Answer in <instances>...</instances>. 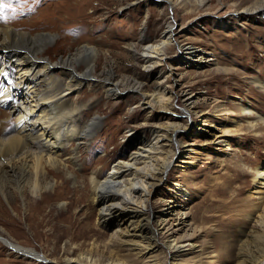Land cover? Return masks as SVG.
<instances>
[{
  "label": "bare ground",
  "instance_id": "6f19581e",
  "mask_svg": "<svg viewBox=\"0 0 264 264\" xmlns=\"http://www.w3.org/2000/svg\"><path fill=\"white\" fill-rule=\"evenodd\" d=\"M156 1L158 6L168 5L171 10L181 7L189 13L190 4L203 5L207 0ZM233 11L236 14L264 15V0L235 3ZM225 23L220 19L218 24L222 26ZM144 30L142 27L137 36L138 47L131 43V49L147 69L161 65L157 71L159 81L150 93L142 91L140 75L135 77L132 84L124 87L120 86V81L112 80L113 69L106 68L107 75L98 77L95 74L97 49L89 43L52 59L45 55V50L56 38V33H31L0 24V51L8 57L9 62L0 64V194L16 216L18 204L14 202L12 205V202L20 200V208L23 204L25 209L27 187L37 199L57 200L60 209L49 229L65 228L66 234L63 242L48 255L44 250L20 244L0 231V248H5L6 254L44 264H129L118 256L104 254L98 249L95 239L86 246L78 238L80 233L74 232L73 224H70V207L84 195H89L90 201L96 205L98 221L112 228L109 242L122 238V235L136 241L144 239L138 252L146 256V253L158 248L160 236H165L162 244L168 254V264H181L184 247L188 246V250L194 248L190 235L176 234L179 225L185 224L189 213L187 200L192 198L190 187L185 186L189 182L186 181L187 176L172 181L163 206L157 209L152 204V197L166 181L169 164L176 153H187L188 159H182V171L197 160L190 153L192 147H185L179 134L186 131L188 126H193V131L206 141L222 144L229 150V133L241 127L239 115H252L247 122L251 130L264 128V116L255 112L250 104L240 103V114H230L228 123L214 122L202 108L195 109L192 104L195 94L191 89H173L178 79L170 69L173 61L169 59L168 51L174 48L177 55L173 59L176 63L192 67L208 65L210 60V64H213L212 61H216L214 54L192 42L178 41L176 34L187 32V28L177 27L174 16L166 19L154 37ZM79 63H82L81 68ZM55 69L64 75L56 85ZM165 78L170 84H162ZM251 81L264 90V82L258 77H252ZM94 83L110 98L121 99L127 91H136L140 104L148 109L150 115L144 118L145 128L127 133L132 132L130 137H135L137 143L128 154L112 158L107 169L105 166L90 168L86 164L83 170L72 171L70 161L80 168L84 150L88 147L93 151L91 142L89 146L87 144L99 131L104 119L98 114L87 116L85 107H78L76 103L70 105L69 95L78 92L84 84ZM181 95L183 98L177 109L174 99ZM229 109L227 107L223 112L229 113ZM155 111H158L159 119L166 117L167 120L151 122L148 116L152 118ZM177 116L184 117V120L180 122ZM199 120L201 122L197 123ZM230 123L235 127L228 126ZM246 165L252 178L246 193L247 201L251 204L241 209L243 221L247 224L235 234V241L239 245L236 264H264V160ZM70 181L74 183L71 190L67 187ZM79 181L86 182L87 188L83 187L85 190L80 191L82 196L72 197L80 190V186L76 185ZM62 196L66 200L58 201ZM3 252L0 250V255ZM0 264L6 263L2 260ZM142 264L158 263L148 259Z\"/></svg>",
  "mask_w": 264,
  "mask_h": 264
},
{
  "label": "rangeland",
  "instance_id": "374dc122",
  "mask_svg": "<svg viewBox=\"0 0 264 264\" xmlns=\"http://www.w3.org/2000/svg\"><path fill=\"white\" fill-rule=\"evenodd\" d=\"M251 1L207 0L203 5L190 4L191 11L186 13L181 7L171 10L168 5L158 6L156 0H0V24L31 33H56V38L45 50V55L52 59L89 43L97 49L95 74L98 77L107 75L106 68L113 69L112 80L120 81V86L124 87L140 75L142 91L150 93L159 81L157 71L161 65L147 69L133 55L131 43L138 47L136 40L142 27L147 35L154 37L166 19L174 16L177 27L187 28V32L176 34L178 41H189L210 50L216 61L210 64V60L208 65L201 67L184 66L176 63L173 57L177 53L174 48L170 49L169 59L173 61L170 69L178 79L173 89H191L195 94L192 102L195 109L202 108L214 122H227L230 114H240V103L250 104L255 112L264 116V90L251 81L256 76L264 82V15L236 14L233 11L235 3ZM220 19L225 20V25L218 24ZM7 60L8 57L0 51V64H9ZM81 64H78L79 68ZM53 75L56 78L54 85L64 78L59 69H55ZM166 83L170 84L167 78L162 81V84ZM94 84H84L78 92L69 95L70 105L76 103L78 107H85L87 116L98 114L104 119L99 131L87 144L89 146L91 142L93 151L88 147L84 150L80 168L70 161L72 171L83 170V165L90 168L105 166L107 169L114 158L128 154L137 143L135 137H130L132 132L127 133L145 128L144 118L150 115L148 109L140 104L136 91H127L126 96L116 99L107 97ZM182 98L181 95L174 99L177 109ZM227 107L230 108L227 110L229 113H224ZM154 113L152 118L148 116L151 122L167 120L166 117L159 119L158 111ZM250 116L239 115L241 127L229 133V150L222 144L206 141L193 131V126H188L178 136L186 144L185 147H192L190 153L197 160L182 171V159H188L187 153H176L169 164L166 181L152 197V204L157 209L163 206L172 181L187 176L186 181L189 182L185 186L190 187L192 198L187 200L189 213L185 224L179 225L176 234L190 235L194 248L188 250V246L184 247L181 264H236L239 260L236 257L239 245L235 234L247 224L243 221L241 209L251 204L246 198L252 182L246 164L264 160V128L249 129L247 122L252 118ZM177 118L180 122L184 120L181 116ZM228 126L235 127L233 124ZM73 185L70 181L67 187L71 190ZM76 185L80 186V190L72 197L82 196L80 191L85 190L83 187L87 188L86 182L79 181ZM64 190L67 191V188ZM72 197L70 195V199ZM26 198L25 209L23 204L20 208V200L12 198V205L18 204L19 208L16 216L0 194V231L20 244L36 246L49 255L66 238L64 227L49 229L56 221L54 216L60 206L57 200L37 199L28 187ZM63 200L66 199L62 196L58 201ZM90 200L89 195H84L70 207V224H73L76 234L80 233L78 238L86 246L95 239L98 249L104 254L118 256L129 264H142L148 259L168 264V254L162 244L165 236H160L158 248L150 251L151 254L146 253V256L138 252L144 239L136 241L122 235V238L109 242L112 228L98 221L96 205ZM3 249L0 248L4 251L0 261L4 260L6 264L36 262L15 254L8 255Z\"/></svg>",
  "mask_w": 264,
  "mask_h": 264
}]
</instances>
